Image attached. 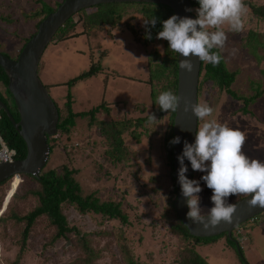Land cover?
<instances>
[{"label": "rangeland", "instance_id": "obj_1", "mask_svg": "<svg viewBox=\"0 0 264 264\" xmlns=\"http://www.w3.org/2000/svg\"><path fill=\"white\" fill-rule=\"evenodd\" d=\"M42 1L53 8L56 3L61 2ZM244 1L254 7L264 8V0ZM39 9L38 0H0V18L13 22L11 24L0 20L1 53L14 56L22 45L23 38L36 31L31 20H34L32 15ZM85 10V14L79 12L73 16L75 28L70 31L71 39L47 46L40 60V79L44 86L52 82L66 83L89 70L90 54H105L101 60L97 59V63L100 62V66L105 68L101 69L100 74L81 79L70 87L64 84L51 88L45 86L52 100L59 106L58 102L62 105L70 94L72 110L86 112L101 103L117 101L119 105H112V109L110 108L112 115L116 111L121 112L123 107L129 111L136 104L137 108L129 115L130 120L151 114L153 109L149 105V88L139 80L147 81L146 56L154 52L162 55L164 40L156 37L153 43L142 45L139 39L144 37L145 20L138 7H126L118 26H103L102 30L91 31L86 30L84 17L93 13L94 9ZM193 12L197 14L196 10ZM26 15H29V21H26ZM242 19L243 31H252L260 36L264 34V17L255 10L244 7ZM221 27L227 34V41L221 51L223 60L237 74L236 83L232 86L234 91L244 96L247 90L251 91L257 85L261 91L264 90V60L256 63L246 50L241 49L242 35H237L238 32H235L237 38L230 35L233 32L229 30L227 22ZM258 54L264 56V49ZM105 70L109 75L105 74ZM0 89V101H4L14 111L10 95L4 92L1 85ZM201 90L199 102H207L214 109L213 116L219 122L244 132L246 142L242 151L248 157L264 162V93L250 106L257 122L238 114L242 103L223 93L224 91L218 98L211 99L205 85ZM157 115L159 116L158 113ZM158 116L157 127H148L145 124L132 131L140 133L139 138L124 137L130 159L123 166L115 168L104 155L106 146L100 139L99 131L89 127L81 118L76 120L77 125L69 139L63 137L55 139L56 143L53 142V152L47 161L46 170L60 165L68 166L76 171L74 178L80 184L83 196L94 193L100 201L120 202L122 210L126 212L128 224L124 225L119 221H99L92 216L80 215L70 206L64 207L67 208L65 215L70 226L78 227L82 234H95L92 244L100 256L96 264H123L125 253L140 264H178L175 262L176 253L182 243L169 233L170 222L163 216L167 196L172 190L171 178L168 170L165 171L167 158L164 149V139L169 132V119L167 115H160L161 118ZM105 118L104 114L98 115L99 120ZM202 123L203 121H199V125ZM205 174L195 171L193 179L200 183L202 191L198 195L201 214L207 216L208 210L213 206V193L201 179ZM24 182L25 178L19 176L2 187L0 194L7 192L0 215L14 193L21 192ZM245 196L233 195L227 202L235 203ZM35 205L26 204L24 213ZM46 224L40 222L38 226H33L24 247L20 231H15L12 225L0 226V264H74L81 257L80 251L71 247V241L61 240L51 245L49 240L52 228ZM241 232L243 236L239 238V244L247 264H264V215L257 217L253 224L248 223ZM206 244L203 247L198 246L197 251L207 258L209 264H242L237 253L225 241Z\"/></svg>", "mask_w": 264, "mask_h": 264}, {"label": "trees", "instance_id": "obj_2", "mask_svg": "<svg viewBox=\"0 0 264 264\" xmlns=\"http://www.w3.org/2000/svg\"><path fill=\"white\" fill-rule=\"evenodd\" d=\"M38 1L40 4V9L32 15V19L34 20H31L34 23L35 30H37L39 23L49 13L55 11L58 5L64 0H61V2L56 3L54 8L50 7L47 3L43 2L42 0ZM190 2L192 4L191 13L197 18V14L193 11L199 8L198 0H190ZM243 3L244 7L252 8L256 11V13H258V15L264 17V8L254 7L247 1H244ZM124 7H138L139 13L145 21L151 20L153 18L156 19L155 26H152L151 24L145 25L144 37L142 40L139 39L140 41H142L143 46H147L153 43L157 37L158 32L162 30V22L174 15L170 8L158 4L114 3L109 5H97L92 7L94 9L93 13L85 15L84 17V26L86 30H102L103 26H110L111 28H114L116 25L118 26V23L125 9ZM85 12L86 10L80 11V13L82 14H85ZM28 16L29 15H26V21H29L30 19ZM0 20L11 24L13 23L4 18H0ZM74 28L75 22L73 20V17H71L58 30L51 43L71 39L72 37H70V31ZM35 32L30 34L27 38H23L22 45L16 50V54L12 56V58L15 59L17 57L18 53L22 50L23 46L35 34ZM149 32L151 35V39L147 38ZM234 34L236 35L235 32H233V34L230 33V35H233L236 38L237 35H242L240 44L241 49L246 50L249 55L256 61V63H260L262 60H264V56L258 54L260 50L264 49V34L260 36L255 32L245 30L239 31L236 36ZM80 36L82 35H79V37ZM214 51L219 50L214 49ZM5 55L11 57L7 53H5ZM97 55L90 54V60L88 62H90L91 66H89V70L62 84L68 85V87H70L81 79L89 78L100 74L101 69H104L105 67L100 66V62L97 63V59L100 58L101 60L106 55ZM177 55V53L170 50L168 41L164 40V52L162 55L158 54L157 52H154L149 56H146L147 59L145 66L148 73L147 81L145 82L143 80H139L140 82L145 84L146 88H149V99L151 102L149 105L153 109V112L151 114H155L156 116H158V113V117H160V115H167L169 119V132L164 139V149L166 152L165 157L167 158V166L165 165V168L167 167V169L165 171L167 172L168 170V174L171 178L172 190L167 196V204L164 208L166 210L164 211L163 216L170 222L168 230L169 233L175 238H178L179 241L182 243V246H180L179 250L176 253L175 262H177L178 264H209L207 258L202 256L197 251V247H203L202 245L206 243L211 244L221 240L222 242L225 241L226 245L233 248V250L237 253L242 264H247L241 252L239 244V238L243 236L241 230H243L244 226H247L248 223L253 224L255 222V219L261 215H264V213L255 216L253 219L239 225L232 232L230 237H228L227 234L224 233L211 238H196L192 237L189 234L187 228L182 224L181 220L176 215V211L174 210L173 204L175 201V185L172 166L173 144H171L170 141L173 138L172 125L175 112L162 111L156 104V98L159 91L171 90L176 94ZM95 56L97 57L95 58ZM40 69L41 61L38 67V76ZM105 74L109 75L107 71L105 72ZM236 76L237 74L227 67L226 63L223 60V56L218 66H213L210 63H204L201 61L200 77L198 84V102L199 95L202 91L201 89L204 87V85L207 87L211 99L218 98L219 94L224 91L223 93L228 94L231 98L238 100V102L242 103V107L238 110V114H241L242 117L247 116L248 118L256 120L258 122L256 116L253 114V112H251L250 106L254 105L255 101L262 95V93H264V90L261 91L259 85H257L251 91L247 90L246 95H238L237 92L234 91V89L232 88V86L236 83ZM106 78L108 79V77ZM130 78L136 79V77ZM7 84V76L5 75L4 71L0 68V85L4 88V92L10 95L7 90ZM62 84H60L59 82H52L45 86L51 88ZM0 92L2 93L1 89ZM249 93H252L251 96H247V94ZM10 98L12 100L11 95ZM66 98V102L62 103V105L60 101L58 102L59 106L56 104V102L53 101L55 106L57 107L59 121L57 124L56 136L47 138V142L50 148L49 157H51L52 155L54 146L53 142L55 141L56 143L55 139L63 137H65V139H69L70 134H73L75 126L77 125L76 120L78 118H81L86 121L85 123L88 124L89 127H92L95 130L97 129L99 131L100 139L102 140L103 145L106 146V149L104 150V155L107 156L108 160L111 163V166L115 168L117 166H123L124 163L128 162L130 159V153L124 145V137L130 136L133 139H136V137L139 138L140 133H134L132 131L135 129L138 130L139 128L144 126L147 122L149 114L145 115L144 117L140 116L135 120H130L129 115L132 114L131 111L137 108V105L134 104L131 108H129V111L126 110L125 107H123L121 108V112H114L116 116L112 115V111L110 110V108L112 105H119L117 104V101L101 103L97 107L89 109V111L87 112L74 111L72 110V106L70 104L71 95H67ZM2 102L5 104L4 101ZM115 106L113 107V109L115 108ZM13 107L14 111H11L8 107L7 108L15 122H18L19 115L16 112V107L14 103ZM139 111L142 112V109H140ZM99 114H104L106 118L103 120H99ZM133 135L135 137H133ZM0 141H2L7 146V148L12 154L13 160H22L25 158V143L19 136L17 131L14 129V126L8 119L7 115L3 111H1V109ZM135 141H138V139ZM46 167L47 164L36 177L30 175H20L21 177L25 178L24 187L20 188V193L16 191L11 197L5 211L2 212V214L0 215V226L5 227L7 225H12L15 231H20L19 234H21V242L24 247V244L29 238L33 226H38L40 222H46V225L52 228L51 238L49 240L51 245L61 240L71 241V247H74V249H78L81 254V257L76 260L74 264H96L100 256L97 252H95L94 246L92 244L95 234H82L80 233L78 227L74 225L70 226L67 222L68 220L65 215V209L67 208L64 209V207L70 206L71 209L75 210L80 215L92 216L99 221H105L109 223L119 221L121 224L126 225L128 224V219L126 216V212L122 210V203L109 200L100 201L94 195V193H89L88 195L83 196L81 194L80 184L74 178V175L76 174L75 170L68 168V166L66 165H60L49 170H46ZM16 178H19V176H16ZM12 179H7L3 183H1L0 191L2 187H4L8 183V181ZM152 180L154 181L155 178H153ZM27 183H29V185H27ZM6 192L3 191L0 194V211L2 209L4 199L6 197ZM31 203H35V207L30 209L25 214V205ZM117 229L120 228L117 227ZM122 262L123 264H140L133 260L127 253L123 254Z\"/></svg>", "mask_w": 264, "mask_h": 264}, {"label": "clouds", "instance_id": "obj_3", "mask_svg": "<svg viewBox=\"0 0 264 264\" xmlns=\"http://www.w3.org/2000/svg\"><path fill=\"white\" fill-rule=\"evenodd\" d=\"M198 4L197 18L172 15L162 22V30L157 34V39L167 40L170 50L184 57L179 60V68L188 73L195 67L191 57L213 66L220 64V52L227 41V34L221 27L225 22L232 32H239L244 27L243 0H198ZM148 24L155 26L156 19L145 21V25ZM147 38L151 39L150 32ZM180 102L181 96L171 90L159 91L156 98V104L164 112H176ZM184 112H191L197 120L203 121L196 129L194 142L185 141L183 151L177 157L180 164L178 183L189 209L187 218L204 229L215 228L221 222L231 223L236 205L228 203L227 199L233 195L251 196L247 200L250 207L264 208V162L252 159L242 151L246 142L244 132L219 122L207 102L192 103L184 99ZM157 121L155 114H149L146 126L157 127ZM170 143H180V137L173 138ZM185 159L192 170L206 173L201 179L213 193V206L207 216L201 214L200 183L186 176Z\"/></svg>", "mask_w": 264, "mask_h": 264}, {"label": "water", "instance_id": "obj_4", "mask_svg": "<svg viewBox=\"0 0 264 264\" xmlns=\"http://www.w3.org/2000/svg\"><path fill=\"white\" fill-rule=\"evenodd\" d=\"M114 3L164 5L170 8L174 15L196 18L191 13L192 4L190 0H64L55 11L49 13L39 23L35 34L23 46L15 59L0 52V68L7 76V90L16 107L19 121L15 122L7 106L1 101L0 109L7 115L26 146L24 159L0 164V184L15 176H38L49 159L50 148L47 138L56 136L59 114L57 107L38 76L39 63L47 46L53 41L58 30L75 14L93 6ZM180 59H184V57L178 54L176 94L181 96V102L178 110L174 113L172 137H180V143L173 144L172 147L175 185L173 207L176 215L192 237L211 238L224 233L230 237L239 225L263 214L264 208L259 206L250 207L247 200L251 199V196H245L234 203L236 211L233 214L231 223L221 222L215 228L204 229L202 225L193 224L187 218L188 207L186 198L181 195V186L178 183L180 164L177 157L182 153L185 141L193 143L195 140L198 120L191 112H184V99H188L192 103L198 102L201 61L197 57H191L195 67L191 73H188L179 68ZM184 163L188 167L186 176L192 179L195 171L192 170L187 159H185Z\"/></svg>", "mask_w": 264, "mask_h": 264}, {"label": "built area", "instance_id": "obj_5", "mask_svg": "<svg viewBox=\"0 0 264 264\" xmlns=\"http://www.w3.org/2000/svg\"><path fill=\"white\" fill-rule=\"evenodd\" d=\"M0 164H6L13 162V157L7 146L0 141Z\"/></svg>", "mask_w": 264, "mask_h": 264}, {"label": "bare ground", "instance_id": "obj_6", "mask_svg": "<svg viewBox=\"0 0 264 264\" xmlns=\"http://www.w3.org/2000/svg\"><path fill=\"white\" fill-rule=\"evenodd\" d=\"M16 177V176H15ZM14 178V177H13Z\"/></svg>", "mask_w": 264, "mask_h": 264}]
</instances>
